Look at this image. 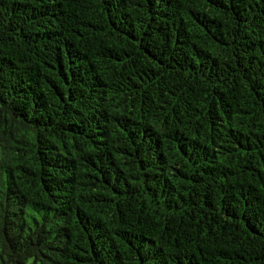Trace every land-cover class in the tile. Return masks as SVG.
<instances>
[{
  "label": "trees",
  "instance_id": "1",
  "mask_svg": "<svg viewBox=\"0 0 264 264\" xmlns=\"http://www.w3.org/2000/svg\"><path fill=\"white\" fill-rule=\"evenodd\" d=\"M0 264H264V0H0Z\"/></svg>",
  "mask_w": 264,
  "mask_h": 264
}]
</instances>
